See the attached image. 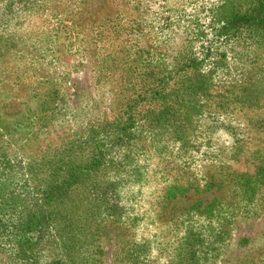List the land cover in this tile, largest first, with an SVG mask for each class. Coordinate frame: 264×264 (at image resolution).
<instances>
[{
	"label": "trees",
	"instance_id": "obj_1",
	"mask_svg": "<svg viewBox=\"0 0 264 264\" xmlns=\"http://www.w3.org/2000/svg\"><path fill=\"white\" fill-rule=\"evenodd\" d=\"M131 2L141 12L140 0H108L113 11L94 20L98 1L79 0L80 15L73 12L65 27L80 32L84 45L126 30L142 38L137 22L133 26L127 20ZM36 3L0 0V18ZM86 16L93 24L84 31ZM196 17L183 35L186 43L197 42L194 52L184 49L167 64L147 59L143 72H134L128 63L111 119L93 118L51 144L38 135L48 133L61 109L58 103L47 108L53 96L29 89L24 51L13 53L23 65L10 69L16 78L6 99L0 93V264H104L106 244L113 246L111 264H142L146 252L132 236L146 212L123 204L122 190L112 186L111 174L131 179V165L145 153L144 135L183 144L194 116L218 121L222 109L234 107L250 114L252 128L264 129V67L257 66H264V0H223L202 14L203 26ZM4 35L0 29L3 48L13 41ZM138 51L144 49L135 47ZM115 70L123 74L124 66ZM6 78L0 72V91ZM175 185L160 191L153 212L176 231L165 264H213L235 224L258 218L264 208V144L255 152L250 171L227 173L216 186L213 181L211 186H195L196 199L180 201L190 193L188 187ZM211 193L209 201L200 197ZM239 241L248 244V239ZM240 264L256 260L246 255Z\"/></svg>",
	"mask_w": 264,
	"mask_h": 264
},
{
	"label": "rangeland",
	"instance_id": "obj_2",
	"mask_svg": "<svg viewBox=\"0 0 264 264\" xmlns=\"http://www.w3.org/2000/svg\"><path fill=\"white\" fill-rule=\"evenodd\" d=\"M78 1L35 0V7L23 9L18 6L19 9L12 15L0 18V29L4 37L13 36V41L6 42L4 48L3 42H0L3 51L0 55V72L4 77L8 75L0 93L4 98L9 95V88L16 78H11L9 71L15 65H23L22 61L12 55L24 51L25 71L31 76L29 89L39 91L41 96H53L51 98L55 100L52 99L47 108H51L50 104L56 106L58 103L61 109L60 116L51 121L48 133L38 135L45 137L49 144L55 143L59 137L69 136L78 128L76 126L82 128L84 122L93 118L111 119L127 65H132L134 72H143L147 59L167 64L186 50L194 52L197 42L186 43L183 37L185 26L189 28L192 25L190 21L194 16L200 20L199 26H203L205 18L202 14L223 0H140L141 12L131 2L129 9L126 5L123 10H127V20L133 26L137 22L141 31L137 30L141 32L142 38H134L128 30L117 34L110 32L103 41H95L94 45H84L80 41V32L76 35L72 30L68 32L65 27L66 20H69L73 12L80 15L76 8ZM92 1H98L97 8L93 9L94 20L113 11L108 0ZM91 22L88 16L83 18L84 31L90 28L93 24ZM77 27L80 29V23ZM140 46L144 51L135 52V47ZM120 65L124 66L123 74L115 70ZM257 66L263 68V62H258ZM207 111L211 115L212 106ZM260 112L256 113L259 120L262 118ZM220 114L218 121L194 116L186 130L188 136L181 140L183 144L165 136L149 140L145 134L142 142L145 153L138 156L134 165H131V179L124 181L119 178L120 173L111 174L112 186L122 190L123 204L146 212L143 222L133 231L132 236L133 241L141 243L146 252V260L142 264H165L176 242V231L163 222L165 217L153 215L157 196L163 188L170 184L185 186L190 194L179 200L185 201L190 197L196 199L198 195L193 193L195 186H211L212 181L213 186H216L217 179L221 182L226 179L227 173L251 170L255 152L264 144V129L256 126L252 128L254 120L249 122L250 114L238 107L233 110L224 108ZM240 137L244 141L236 142ZM226 166L230 169L226 170ZM204 195L200 196L201 199L209 201L214 194ZM262 231L264 208L258 218L235 224L224 251L213 264H240L246 255H251L256 264H264V243L260 241L264 238L260 236ZM240 239H248V244L242 245ZM112 250L111 244L103 247L104 264H111ZM261 257L263 259L258 262Z\"/></svg>",
	"mask_w": 264,
	"mask_h": 264
}]
</instances>
